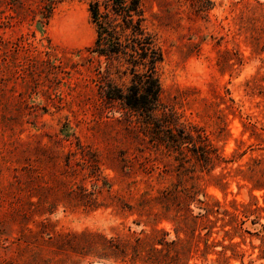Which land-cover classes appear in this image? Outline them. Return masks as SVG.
<instances>
[{
  "label": "rangeland",
  "instance_id": "obj_1",
  "mask_svg": "<svg viewBox=\"0 0 264 264\" xmlns=\"http://www.w3.org/2000/svg\"><path fill=\"white\" fill-rule=\"evenodd\" d=\"M42 1L0 0V264H264V0L142 1L161 100L211 166L103 100L91 0Z\"/></svg>",
  "mask_w": 264,
  "mask_h": 264
},
{
  "label": "trees",
  "instance_id": "obj_2",
  "mask_svg": "<svg viewBox=\"0 0 264 264\" xmlns=\"http://www.w3.org/2000/svg\"><path fill=\"white\" fill-rule=\"evenodd\" d=\"M56 0H43L41 13L46 20L51 18ZM58 1V0H57ZM143 0H91L89 11L92 21L97 27V38L89 48L99 58H104L106 67L99 71V94L105 102L121 101L142 121L146 128L152 130L154 139L159 138L168 147L184 152V143H190V150L203 166L212 165L218 149L208 141V137L198 135L200 145L194 140L192 133L185 127H180L177 113L165 105L162 100V86L157 73V64L164 58L160 47L156 45L155 37L144 27L145 9ZM115 69V70H113ZM131 73L130 83L120 85L114 74L127 76ZM185 157V155L183 156ZM80 188V195L83 193ZM83 236L103 240V249L114 255H125L133 242H123L119 239H106L101 234L84 233ZM152 243L149 237H138L134 250L137 257L142 247ZM163 243V242H162ZM154 253H159L154 247ZM157 255V254H156ZM153 258V255L150 256ZM164 259V258H163ZM159 262L166 263L163 260Z\"/></svg>",
  "mask_w": 264,
  "mask_h": 264
}]
</instances>
